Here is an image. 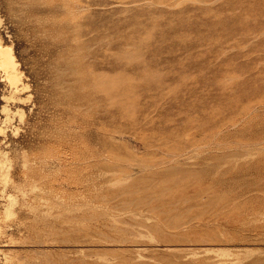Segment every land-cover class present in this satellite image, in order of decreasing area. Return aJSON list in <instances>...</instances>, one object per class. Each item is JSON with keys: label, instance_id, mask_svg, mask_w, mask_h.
I'll use <instances>...</instances> for the list:
<instances>
[{"label": "rangeland", "instance_id": "rangeland-1", "mask_svg": "<svg viewBox=\"0 0 264 264\" xmlns=\"http://www.w3.org/2000/svg\"><path fill=\"white\" fill-rule=\"evenodd\" d=\"M0 39V264H264V0H0Z\"/></svg>", "mask_w": 264, "mask_h": 264}, {"label": "bare ground", "instance_id": "bare-ground-1", "mask_svg": "<svg viewBox=\"0 0 264 264\" xmlns=\"http://www.w3.org/2000/svg\"><path fill=\"white\" fill-rule=\"evenodd\" d=\"M2 45L3 44H1V39H0V66L3 69L4 73L6 74V76L9 77L10 82L11 84H13L15 90H17L19 89L18 88L19 84L16 83L17 82V74H16L17 62L14 59V55L12 54L11 49L3 48Z\"/></svg>", "mask_w": 264, "mask_h": 264}]
</instances>
